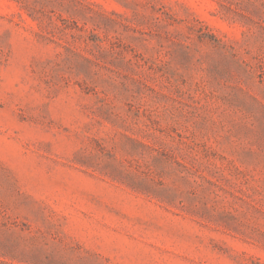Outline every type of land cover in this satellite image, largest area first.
<instances>
[{
  "label": "rangeland",
  "instance_id": "rangeland-1",
  "mask_svg": "<svg viewBox=\"0 0 264 264\" xmlns=\"http://www.w3.org/2000/svg\"><path fill=\"white\" fill-rule=\"evenodd\" d=\"M0 264H264V0H0Z\"/></svg>",
  "mask_w": 264,
  "mask_h": 264
}]
</instances>
